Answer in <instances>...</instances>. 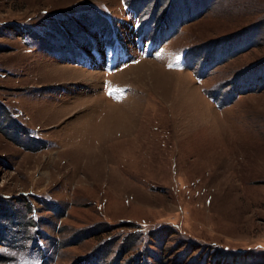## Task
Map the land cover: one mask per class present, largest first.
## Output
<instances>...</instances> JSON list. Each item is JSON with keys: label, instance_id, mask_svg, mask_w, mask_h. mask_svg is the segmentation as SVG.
Instances as JSON below:
<instances>
[{"label": "rangeland", "instance_id": "rangeland-1", "mask_svg": "<svg viewBox=\"0 0 264 264\" xmlns=\"http://www.w3.org/2000/svg\"><path fill=\"white\" fill-rule=\"evenodd\" d=\"M0 264H264V0H0Z\"/></svg>", "mask_w": 264, "mask_h": 264}, {"label": "crops", "instance_id": "crops-1", "mask_svg": "<svg viewBox=\"0 0 264 264\" xmlns=\"http://www.w3.org/2000/svg\"><path fill=\"white\" fill-rule=\"evenodd\" d=\"M195 16H196V15L193 14V16H192L191 18H183V17H182V23L188 22L189 20L195 18ZM230 42H231V41H229V42L226 43L225 45L229 44ZM225 45H224V46H225ZM245 51H246V50H245ZM209 61H210V60H209ZM209 61H208V63H207V64H208V68H210V67H209ZM188 66H189V64H188ZM214 66H215V64L213 63V67H214ZM189 68H191V67L189 66ZM245 75H246V73H240L238 79H245V78H247Z\"/></svg>", "mask_w": 264, "mask_h": 264}, {"label": "trees", "instance_id": "trees-1", "mask_svg": "<svg viewBox=\"0 0 264 264\" xmlns=\"http://www.w3.org/2000/svg\"><path fill=\"white\" fill-rule=\"evenodd\" d=\"M238 87H241V84L240 85H237ZM237 87V88H238ZM242 91V89L240 90V89H236V90H234L233 91V93H235V95H237V94H242V93H246V92H241ZM238 92V93H237Z\"/></svg>", "mask_w": 264, "mask_h": 264}, {"label": "water", "instance_id": "water-1", "mask_svg": "<svg viewBox=\"0 0 264 264\" xmlns=\"http://www.w3.org/2000/svg\"><path fill=\"white\" fill-rule=\"evenodd\" d=\"M239 33H241V32H239Z\"/></svg>", "mask_w": 264, "mask_h": 264}]
</instances>
